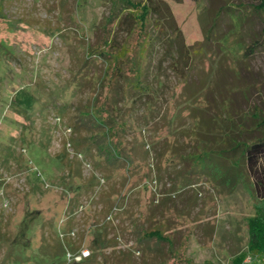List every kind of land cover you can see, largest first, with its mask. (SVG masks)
Returning <instances> with one entry per match:
<instances>
[{"label":"rangeland","instance_id":"374dc122","mask_svg":"<svg viewBox=\"0 0 264 264\" xmlns=\"http://www.w3.org/2000/svg\"><path fill=\"white\" fill-rule=\"evenodd\" d=\"M110 1L0 0V264H159L138 243L157 227L180 258L236 264L264 199L245 172L220 186L207 150L264 135V45L243 56L262 27L257 0H154V97L134 108L129 172L98 157L79 115L97 88L73 82ZM171 32L175 50L200 48L182 67L188 102L159 63ZM103 69L93 61L85 76Z\"/></svg>","mask_w":264,"mask_h":264},{"label":"trees","instance_id":"16d2710c","mask_svg":"<svg viewBox=\"0 0 264 264\" xmlns=\"http://www.w3.org/2000/svg\"><path fill=\"white\" fill-rule=\"evenodd\" d=\"M180 3L181 0H172ZM110 10L98 30L101 36L93 45L86 48V58L73 82L84 79L92 83L97 91L89 97L87 104L80 111V123L88 131V140L97 150L98 157L114 169L132 171L136 166L129 153L124 148L126 135L133 130L134 108L138 103L151 104L153 89L149 84V66L158 45L155 30L152 26L154 0H111ZM254 11L260 16L262 27L259 36L247 45L243 56L253 54L264 45V0H257ZM179 35V34H178ZM176 32L171 34L160 44L164 53L159 63L168 61V69L177 78L176 87L179 89L177 97L188 102V92L184 94L188 75L184 65L192 56H198L200 48L182 47L175 50L178 37ZM135 37L134 43L129 40ZM104 67L102 76L88 78L85 69L92 62ZM188 70V68H187ZM17 99L19 106L29 104L28 95ZM174 103V102H173ZM12 105V103H11ZM151 107H154V105ZM154 109V108H153ZM264 126V125H260ZM227 143L225 148L207 150L210 161L218 165V171L224 173L220 178V186H229L237 178L246 173L252 178L254 187L260 191V199H264V135L252 139L249 143ZM198 154L194 159H200ZM192 159V158H191ZM188 161V155L178 156V161ZM121 166V167H120ZM138 243L146 244L144 253L149 260L159 264H194L187 258H180L173 248L172 240L159 227L144 231L140 234ZM159 245L163 246L162 248ZM167 246V249L164 248ZM254 258L251 264H264V209L249 222L248 253ZM245 254L238 263L244 264ZM156 263V262H155ZM203 264H211L205 262Z\"/></svg>","mask_w":264,"mask_h":264},{"label":"built area","instance_id":"2783aa9c","mask_svg":"<svg viewBox=\"0 0 264 264\" xmlns=\"http://www.w3.org/2000/svg\"><path fill=\"white\" fill-rule=\"evenodd\" d=\"M84 256V255H83Z\"/></svg>","mask_w":264,"mask_h":264}]
</instances>
